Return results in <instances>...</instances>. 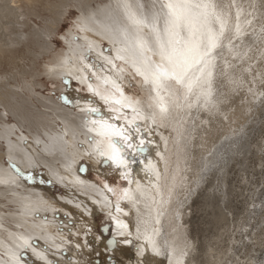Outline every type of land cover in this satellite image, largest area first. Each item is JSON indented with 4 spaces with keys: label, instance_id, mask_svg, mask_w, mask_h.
I'll use <instances>...</instances> for the list:
<instances>
[{
    "label": "bare ground",
    "instance_id": "bare-ground-1",
    "mask_svg": "<svg viewBox=\"0 0 264 264\" xmlns=\"http://www.w3.org/2000/svg\"><path fill=\"white\" fill-rule=\"evenodd\" d=\"M66 1L68 3L65 0L64 3L51 1L53 8L49 10L54 17L47 21L51 26H55L66 8L75 2ZM261 1L75 2L79 16L74 22L73 32L68 31L62 40L64 51L52 54L51 60L42 67V74L48 79L61 81L58 91L65 95V102L62 98H43L42 101L33 93L30 84L18 86L23 73L24 78L31 77L30 71L17 73L15 80L11 75L0 72V204H4L5 209L7 204L14 206L5 212L0 209V264H133L134 261L140 264H222L221 258L210 263L209 259L215 254L212 255L207 248L205 263L198 261L197 252L191 256L194 248L184 230L187 227L183 229L180 225L181 216L176 217V221L173 219L175 205L166 196V191H173L172 183L165 181L176 153L175 139L168 131L169 116L174 107H181L184 102L190 105L198 99H205L212 106L219 105L214 95L217 88L214 83L219 75L215 51L219 46L213 50L211 59L193 58L189 49L201 45L200 51H203L207 46L208 30L219 32L218 16L225 22L220 45L229 44L231 35L233 39L237 38L226 47L227 55L237 57V51L246 41L241 35L249 30V26L261 27L263 24ZM36 3L41 4L42 0H0V66L5 57L17 59L21 46L28 48L27 53L35 55L30 46L37 43L45 48L38 56L50 53L49 34L42 31L41 26H38L39 32L36 31L37 26L34 33L27 32L30 29L27 16L30 12H27ZM169 4L190 5L187 10L190 15L174 26L170 23L174 18L170 16ZM176 11L179 13L182 9ZM138 41L143 42V50L137 47ZM101 43L107 45L108 52ZM162 45L166 51L164 56L161 55ZM88 54L92 58L90 61L86 60ZM168 55L181 61L182 68L177 69L179 83L171 76L156 82L150 75L158 68L163 71L170 67ZM20 61L17 64L23 66L22 56ZM231 63L234 65L235 62ZM128 73L137 76L138 83L143 85L141 87L148 90L146 98L135 102L132 96L125 94L122 85ZM146 74H149L148 79ZM258 77L260 80L254 81L257 94L264 90L260 87L264 84V73L260 72ZM71 80L84 84L90 97L82 98L78 92L68 90L67 83ZM22 90L35 95L34 99L43 110L33 106L30 98L20 97L18 91ZM161 107L166 110L162 112ZM10 113L13 123L7 119ZM199 114L191 113L190 119L195 125L202 119ZM105 121L117 127L108 128ZM140 125L144 128V135ZM121 130L123 135L133 139L122 143L125 140L120 135ZM141 138L148 141L143 144L146 154L142 157L137 149ZM110 140L120 144L123 162L114 161L116 152ZM126 144L132 145L129 146L130 151H124L128 147ZM131 152L139 156L136 169L131 166L128 156ZM116 164L127 169L116 168ZM39 167L44 172L37 176ZM91 172L104 178L105 184L99 186L90 180L88 174ZM116 172L125 176L128 187L123 198L114 203L107 178ZM55 184L60 186L62 195L53 197L50 189ZM223 194L224 200L227 191ZM99 213L106 214L111 220L105 225L108 229L106 235L103 234L107 236L111 231L115 244L111 250L107 248V239L93 236L94 216ZM164 217L167 218L165 222ZM164 228L171 234V244L165 242L166 238L161 239ZM91 240L96 243L91 244ZM230 250L236 254L233 247Z\"/></svg>",
    "mask_w": 264,
    "mask_h": 264
},
{
    "label": "rangeland",
    "instance_id": "rangeland-1",
    "mask_svg": "<svg viewBox=\"0 0 264 264\" xmlns=\"http://www.w3.org/2000/svg\"><path fill=\"white\" fill-rule=\"evenodd\" d=\"M51 1L64 3L63 0ZM51 1L42 0L41 4H34V6H32L33 9H29L27 12H30L27 14L30 19V29H28L27 32L32 34L34 33L33 29L35 30L36 28V31L39 32L38 30L41 26L42 28L40 29L49 34L47 40L50 47H52L50 53L48 55L38 56L41 54L40 51L45 50V48L37 43L30 46L32 47V51L35 52V55L27 53L28 48L21 46L22 48H20L15 57L17 59L5 57L1 61L2 67L0 66V72L2 74L6 73L11 75L14 80L17 73L23 71L26 73L31 72V77L25 76L24 78V73L21 75L18 80V86H21L23 83L30 84L34 91L33 93L41 97L40 99H42V101L43 98H53L55 100L62 98V101L65 102V95L58 91L61 81L54 82L48 79L42 74V67L51 60L52 56L64 51L65 46L62 40L65 35H67L68 31L71 30V32H73L72 28L74 22L79 16L75 2L83 4V2L87 0H75V2H72L66 8L65 13L62 14V17L55 26H51V24L47 22H50L51 18L54 17L49 10V8H53L51 7ZM65 2L68 3L66 0ZM233 2L234 0H231V3ZM261 4L263 7L261 11L263 20L264 0L261 1ZM57 10L61 11L62 9L57 8ZM250 18L251 16L249 19ZM261 25V27L255 26L251 28L247 26L249 30L241 35V38H244L246 41L239 48V51H237V57L227 55L228 48L226 47L234 43V40L237 39H233L232 35L230 36L232 39H230L229 44H222L216 49L217 59L215 62L219 75H217V81L214 83V86L217 87L214 95L219 105L215 104L212 106L206 103L205 99H198L196 103L192 102L190 105L184 102L181 107L179 105L174 107L169 116L171 121H169L168 124V131L173 135V140L175 139L174 144L176 153L173 156L168 178L165 179L168 184H170L169 182L172 183L170 186L173 188V191H166V196L169 197L171 202L175 205L173 219L176 221V217L181 216L182 219L179 221L180 225L183 229L187 227V229L185 228L184 230L189 235L190 243L192 244L193 242L194 245H192L194 250L191 251V256H194V252H197V255H195L200 256H198V261L201 260V263H205V253H207L208 249L212 251V255L215 254L214 258L212 257L209 259L210 263H214L217 259L221 258L222 264H264V90L257 94L255 90L256 86H254V81L260 80L258 77L259 73H264V21ZM54 27H56V29H54ZM53 29V32L49 31ZM101 45L105 48V52H108L107 45L105 43H101ZM236 45H238V43H236ZM236 45L233 44L234 47H236ZM211 55L208 56V58L211 59ZM21 56L23 63H26L25 65L23 64V66L20 65L21 63L17 64V62L19 63L21 60ZM34 57L37 58L33 59ZM91 59L89 54L86 55L87 61ZM232 61L235 62L234 65H232ZM14 65L17 67H14ZM232 68L234 69L232 70ZM232 71L234 72L230 74ZM130 74L131 73H128L127 76H125L126 80L123 82L122 89L127 96H132L134 101L137 102L139 99H143V97L146 98L148 90L146 89L145 91V89L141 87L143 85L138 83L137 76L133 77ZM64 83L65 82H63V85ZM67 86L69 88L68 90L78 92L79 96L82 98L90 97L87 94L84 84L80 85L77 81L71 80V82L69 81V83H67ZM260 87L264 89V84H261ZM141 88L144 89L146 93L142 91ZM18 94L25 100L30 98L33 106L43 110V108L40 107V103L34 99L35 95H28L24 90L21 92L18 91ZM149 97L151 98V95ZM182 98L184 99L185 96L182 95ZM191 113H200L199 115L202 119L200 121L197 120V125L190 119ZM11 115L10 113L7 119L13 123L10 117ZM206 118H208L210 123L205 121ZM57 123L60 124L59 121H57ZM208 123L211 125L210 127H208ZM140 126L142 127V125ZM141 130L142 135H144V128L142 127ZM22 133H26L25 129L22 130ZM143 140L144 145H146L148 141L146 138H143ZM125 142L126 141H123L122 143ZM140 143L141 139L137 142V149L141 147ZM122 146H124V144H122ZM126 147L124 151H130L128 144H126ZM205 151L208 152L206 153ZM140 153V157L144 156L146 154L145 149L143 152L140 151ZM128 156L131 160L130 162H132L131 166L136 169L139 156L133 155L132 152L129 153ZM194 163L196 165H194ZM114 166H116V168L127 169L117 164ZM43 172L44 170L42 167H39V171L36 174L39 176V174ZM88 175L89 179L98 183L99 186L104 185L106 182L104 178L95 175L93 172ZM107 179L113 191L110 193V197L112 201L116 203L123 198L122 196L128 187V182L125 176H123V174L120 175L118 172L110 174ZM53 186L54 187L50 189L52 196L62 195L60 186L58 184ZM225 190L228 195L226 194L223 200L221 196H224L223 193ZM168 205L169 202L167 203V206ZM224 205L226 207L223 209ZM6 207L9 209L14 206L7 204ZM0 209L4 212L7 210L4 204H0ZM208 212L211 213L209 214ZM214 214L217 216H214ZM221 217L223 218L221 219ZM165 219L167 218L164 217V222ZM215 219L219 222H216ZM211 220L213 222H210ZM94 221V238L99 237L102 240L110 238L111 231L107 236H104L102 232V227L111 223V220L107 218L106 214H95ZM163 231L164 232L161 230V239L163 240V238H166L165 242L171 244V234L166 228H164ZM211 239L216 241L214 242L212 240L213 243H211ZM90 243L95 244L96 241L91 240ZM202 245L205 246L203 247ZM230 247L234 248V253L236 254L233 255ZM218 248L221 253L218 251ZM249 249L251 251H247ZM222 250L224 252H222ZM186 257L188 256L186 255ZM227 260L229 261L227 262ZM133 264L140 263L134 261Z\"/></svg>",
    "mask_w": 264,
    "mask_h": 264
},
{
    "label": "snow or ice",
    "instance_id": "snow-or-ice-1",
    "mask_svg": "<svg viewBox=\"0 0 264 264\" xmlns=\"http://www.w3.org/2000/svg\"><path fill=\"white\" fill-rule=\"evenodd\" d=\"M169 9H170V16H172L174 19L170 21V23H172L174 26L178 25V23L180 22L181 19L188 17L190 14L188 13V8L191 7L190 5L184 4V5H172L169 4L168 5ZM196 7H200L199 5H196ZM203 7L207 8V5H204ZM176 9H182L181 12H177ZM216 19L218 20L219 24H220V29L219 32H216L212 29L208 30L207 33V46L203 48V51H200V47L201 45H196L194 47H192L191 49H189L191 55L194 57L196 56H200L201 58L203 57H208L212 54L213 50L215 48H217L218 46H220L221 44V38L224 36L225 33V22L223 20H221L218 16L216 17ZM137 23H139V21H137ZM137 47H139L141 50H143V42L138 41L137 42ZM161 55L164 56L166 55V51L163 47V45L161 46ZM182 56H184V54H181ZM187 57H185L186 59ZM168 59H169V68L164 69L163 71L161 69H157L156 72L150 73L152 79L156 82L161 81L162 78H166V77H173L177 79V82H180V76L178 74L177 69L182 68V64L180 60H173V57L171 55H168ZM199 62V61H197ZM139 71V69H137ZM148 75H145V78L148 79ZM166 109L164 107H161V111H165ZM93 111H96L95 109H93ZM105 124H107L108 128H115L117 127L116 125H112V124H108L106 121L104 122ZM138 128V126H136ZM90 131H95V129H90ZM120 135L122 137V139H124L126 142L127 141H131L133 138L131 136H125L123 135V132L121 130ZM110 145L115 149L116 154L113 156L114 161H118V162H123V155H122V148L120 146V144H118L115 140H110L109 141ZM143 144H144V140L143 138H141V147L139 148V150L141 152L144 151L143 148ZM130 147L132 145H129ZM151 163V162H149Z\"/></svg>",
    "mask_w": 264,
    "mask_h": 264
},
{
    "label": "water",
    "instance_id": "water-1",
    "mask_svg": "<svg viewBox=\"0 0 264 264\" xmlns=\"http://www.w3.org/2000/svg\"><path fill=\"white\" fill-rule=\"evenodd\" d=\"M69 103H71V102H69ZM107 231H108L107 226H103V227H102V232H103L104 235H106V232H107ZM106 244H107V248H108V250L113 249V247H114L115 244H113V239H112V237L107 238Z\"/></svg>",
    "mask_w": 264,
    "mask_h": 264
}]
</instances>
